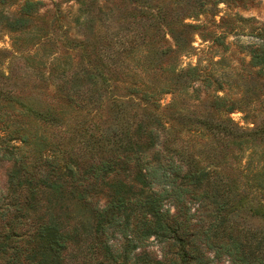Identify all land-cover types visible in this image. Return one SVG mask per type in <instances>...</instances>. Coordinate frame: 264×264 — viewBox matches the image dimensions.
Returning a JSON list of instances; mask_svg holds the SVG:
<instances>
[{
  "label": "trees",
  "instance_id": "16d2710c",
  "mask_svg": "<svg viewBox=\"0 0 264 264\" xmlns=\"http://www.w3.org/2000/svg\"><path fill=\"white\" fill-rule=\"evenodd\" d=\"M9 1L0 0V7ZM210 1L215 7L246 0ZM42 5L25 0L18 16L0 13V27L4 22L3 29L22 32ZM177 24L169 29L176 48L166 55L191 48L197 27L183 18ZM260 32L249 66L264 77V28ZM138 49L132 43L120 49L121 77L96 66L64 80L66 102L57 111L15 102V92L0 87V160L11 163L6 193H0V264H217L224 256L233 264H264V231L250 226L264 224V152L257 150L264 124L240 126L230 117L234 102L219 96L211 105L217 120L188 124L185 109L172 111L191 99L188 84L198 80L199 68L175 66L162 69L164 81L148 78L132 59ZM117 82L126 95L114 94ZM167 94L174 97L163 105ZM105 103L110 118L102 122ZM258 110L264 113L247 114ZM24 118L41 125L32 128ZM95 119L100 122L91 125ZM199 142L200 148L212 145L204 158L191 152ZM151 238L163 245L161 258L146 249Z\"/></svg>",
  "mask_w": 264,
  "mask_h": 264
},
{
  "label": "rangeland",
  "instance_id": "374dc122",
  "mask_svg": "<svg viewBox=\"0 0 264 264\" xmlns=\"http://www.w3.org/2000/svg\"><path fill=\"white\" fill-rule=\"evenodd\" d=\"M40 1L43 5L38 14L30 18V24L22 32L3 29L4 22L0 27V82H3L0 87L7 92H15V102L40 111L60 110L66 102V92H61L65 87L64 80L84 67L96 70V66L105 70L109 77H121L118 73L124 74L126 65L122 63L125 59L120 49L132 43L139 48L137 56L132 59L148 70V78L154 79L158 75L160 80L162 69L175 66L183 70L199 68L198 80L188 84L191 99L185 97V100H179L177 108L172 111L185 109L184 112L191 118L188 124H199V120H217L211 108L215 96L227 97L234 102L236 110L230 117L240 126L245 127L247 122L264 124L262 111L247 114V110L251 109L264 110V77L257 74L258 68L249 66L250 46H258L262 42L260 31L264 28V0L237 1L229 5L220 2L215 7L208 0L209 5L200 9L199 4L194 6L198 0ZM24 2L10 0L6 6L0 7V13L18 16ZM181 18L197 27L190 34L191 48L184 53L166 55L164 52L174 47L169 29H179L177 21ZM112 62L115 65L112 66ZM114 68L119 70L112 73ZM124 85L117 82L113 87L114 94L126 95ZM192 88L199 89L197 95ZM173 97L165 95L162 104H169ZM163 114L169 117L168 111ZM173 114L177 116V113ZM101 118L102 122L110 118L108 103L103 105ZM24 121L32 128L41 125L38 123L35 126L27 118ZM97 122L100 121L95 119L91 125ZM193 143L187 145L190 147ZM257 143L261 155L264 141L258 140ZM210 148L212 145L208 142H203L200 148L199 142V146L193 147L191 152L204 158ZM226 152L230 163L233 148H228ZM10 167V162L0 160V193H6ZM226 169V173L233 174L230 167ZM94 202H99L100 206L105 203L104 199H94ZM195 208L196 205L192 207V212ZM171 211L173 213L175 209L171 207ZM197 216H200V211ZM193 221H200V217ZM250 226L264 231L261 222H252ZM113 240L119 243V239ZM145 247L158 258L165 252L163 245L154 238L148 240ZM209 255L212 257L213 253ZM217 264L233 263L224 256Z\"/></svg>",
  "mask_w": 264,
  "mask_h": 264
}]
</instances>
